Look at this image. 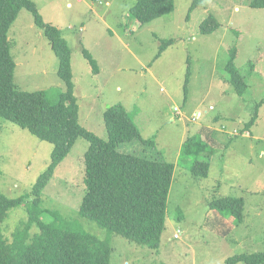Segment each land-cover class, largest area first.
I'll return each instance as SVG.
<instances>
[{"label": "rangeland", "instance_id": "1", "mask_svg": "<svg viewBox=\"0 0 264 264\" xmlns=\"http://www.w3.org/2000/svg\"><path fill=\"white\" fill-rule=\"evenodd\" d=\"M136 1L33 0L70 49L81 126L106 138L103 112L122 104L142 139L154 144L135 139L119 149L174 164L160 246L130 243L79 218L81 159L88 146L81 136L44 187L40 218L51 222L57 211L78 219L101 240L109 235V264H225L237 254L264 252V8L250 7L246 0H203L189 11L192 0H174L172 12L140 24L129 12ZM209 14L220 26L202 34L199 23ZM7 37L15 88L43 90L56 101L65 89L56 72L58 58L29 10L18 12ZM168 39L173 43L157 55ZM230 46L238 50L236 65L248 84L242 96L225 80ZM198 110L200 118L192 121ZM186 141L188 154L182 150ZM51 150L50 142L0 117V192L9 198L28 192L47 167ZM195 159L208 160L205 177L192 173ZM224 196L243 199L240 215L217 205ZM27 216L23 204L11 208L3 234L11 240ZM36 231L33 225L29 235Z\"/></svg>", "mask_w": 264, "mask_h": 264}, {"label": "trees", "instance_id": "2", "mask_svg": "<svg viewBox=\"0 0 264 264\" xmlns=\"http://www.w3.org/2000/svg\"><path fill=\"white\" fill-rule=\"evenodd\" d=\"M202 3L203 0H192L189 11ZM246 4L264 8V0H246ZM22 8L31 12L34 23L43 30L58 58L56 72L65 89L56 101H50L43 90L29 92L15 88V63L10 55L7 34ZM173 10L174 0H137L129 12L133 19L144 24ZM219 26L216 18L209 14L199 23V31L210 34ZM172 43L173 39L162 41L157 55ZM227 51L225 80L237 95L242 96L248 84L236 65L238 50L236 46H230ZM70 58V49L60 30L43 19L33 0H0V117L52 144L50 161L28 192L15 198L0 192V264H109L108 236L112 234L154 250L160 246L174 164L119 149L120 144L135 139L149 146L154 144L153 140L142 139L140 130L122 104L111 105L103 112L106 138L81 126L78 103L73 94ZM90 61L96 69L94 61ZM188 75L189 71L183 86L184 97ZM253 118L252 115L246 125L251 124ZM80 136L88 141V146L81 159L84 193L77 214L105 229L109 235L103 240L84 230L78 219H65L57 211H53L51 222L40 218L44 210L41 207L42 191L56 166ZM189 146L187 141L184 142V153L191 152ZM198 152L197 147L195 153ZM208 167V160L195 159L191 171L195 176L205 177ZM21 204L28 216L15 227L9 240L3 234L2 223L8 211ZM217 205L240 215L243 199L224 196L217 199ZM33 225L38 231L29 235ZM238 263L262 264L264 252L237 254L225 261V264Z\"/></svg>", "mask_w": 264, "mask_h": 264}, {"label": "clouds", "instance_id": "3", "mask_svg": "<svg viewBox=\"0 0 264 264\" xmlns=\"http://www.w3.org/2000/svg\"><path fill=\"white\" fill-rule=\"evenodd\" d=\"M210 108H212V107H210ZM176 112H178V111L176 110ZM195 113H196V114H197V113H200L199 116H198V118H200V115L202 114V112H201L200 110H198V111L195 112ZM203 113H205V112H203ZM177 114L180 115V112H178ZM191 120H192V121H195L196 118H195L194 116H192Z\"/></svg>", "mask_w": 264, "mask_h": 264}, {"label": "built area", "instance_id": "4", "mask_svg": "<svg viewBox=\"0 0 264 264\" xmlns=\"http://www.w3.org/2000/svg\"><path fill=\"white\" fill-rule=\"evenodd\" d=\"M199 114H200V113H197V114L195 115V118H197V117L199 116ZM174 237H178V233H175V234H174Z\"/></svg>", "mask_w": 264, "mask_h": 264}]
</instances>
